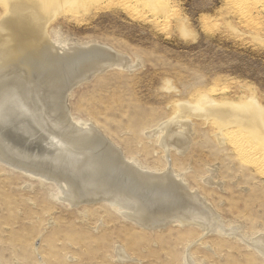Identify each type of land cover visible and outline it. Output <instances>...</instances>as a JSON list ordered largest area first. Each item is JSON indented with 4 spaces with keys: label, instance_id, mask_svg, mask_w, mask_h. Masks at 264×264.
<instances>
[{
    "label": "rangeland",
    "instance_id": "rangeland-1",
    "mask_svg": "<svg viewBox=\"0 0 264 264\" xmlns=\"http://www.w3.org/2000/svg\"><path fill=\"white\" fill-rule=\"evenodd\" d=\"M252 1L243 11L233 0H77L45 29L61 48L100 44L128 60L127 70L107 69L74 88L70 116L142 171L169 170L223 228L249 241L264 239V168L239 155L241 136L219 144L217 120L188 117L189 143L178 152L155 131L180 102L201 95L219 103L254 97L264 109V0ZM262 138L255 148H264ZM58 188L0 162V264H264L237 236L176 220L147 229L106 201L68 206ZM117 250L127 258L117 260Z\"/></svg>",
    "mask_w": 264,
    "mask_h": 264
},
{
    "label": "bare ground",
    "instance_id": "bare-ground-1",
    "mask_svg": "<svg viewBox=\"0 0 264 264\" xmlns=\"http://www.w3.org/2000/svg\"><path fill=\"white\" fill-rule=\"evenodd\" d=\"M233 1L243 11L248 9L249 0ZM77 4V0H0V162L51 180L68 206L80 204L78 197L85 196L91 199L85 200L88 203L106 200L147 229H159L176 220L180 226L202 228L204 234L223 231L252 245L264 261L263 238L249 241L237 227L223 228L211 207L169 170L158 174L142 171L96 128L80 125L70 116L67 96L75 80L113 67L129 68L126 58L103 45L61 48L49 38L45 31L49 20L63 7ZM187 32L180 30L182 37ZM196 101L180 102L173 119L155 131L162 132L163 144L183 151L190 137L184 119L217 120L219 144L237 133L235 137L241 138H234V145L239 155L248 153L257 167L264 168V148L253 146L264 137V109L254 97L243 103H219L201 95ZM237 128L251 136L244 137ZM116 252L117 260L127 258L124 251ZM185 264L194 263L188 260Z\"/></svg>",
    "mask_w": 264,
    "mask_h": 264
},
{
    "label": "water",
    "instance_id": "water-1",
    "mask_svg": "<svg viewBox=\"0 0 264 264\" xmlns=\"http://www.w3.org/2000/svg\"><path fill=\"white\" fill-rule=\"evenodd\" d=\"M110 69H112V68H110ZM106 71H108V70H103V71H100V72H96L95 74H93L92 76L90 75V76H88L87 78L86 77H79L78 78V80H75L74 81V84H72V88H71V91L74 89V88H76V87H78L79 85H81V84H83V83H86V82H88V81H90L94 76H96V75H99V74H102L103 72H106ZM92 77V78H91ZM93 199V198H92ZM78 200H79V202H80V204L78 205V206H82V205H86V204H90L91 205V203H106L105 201L106 200H96V201H98V202H85V200H88V201H91V199L90 198H87V197H85V196H83V197H78ZM73 207H74V205H73Z\"/></svg>",
    "mask_w": 264,
    "mask_h": 264
}]
</instances>
